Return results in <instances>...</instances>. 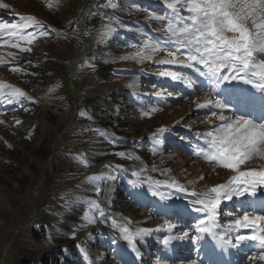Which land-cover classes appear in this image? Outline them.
Here are the masks:
<instances>
[{
    "label": "rangeland",
    "instance_id": "374dc122",
    "mask_svg": "<svg viewBox=\"0 0 264 264\" xmlns=\"http://www.w3.org/2000/svg\"><path fill=\"white\" fill-rule=\"evenodd\" d=\"M11 1L0 0L9 6L0 9L1 15L35 12L43 17L42 23L58 25H45L54 32L43 38L44 44L37 39L31 52H17L19 62L24 60L22 53L33 61L19 66H24L25 75L12 71L14 65L0 64V83L26 93L10 108H2L10 106L7 100L0 101V121H4L0 123V264H42L47 255L48 264H72L69 257L77 264H120L110 254L124 264H207L205 255L218 256L215 246H205L204 238L199 243L177 239L167 247L159 242L169 234L167 224L173 222L177 225L172 235L182 237L188 232L193 236L203 214L192 209L196 197L191 193H204L234 175L193 154L204 147L203 133L219 124L209 113L220 115L219 109H198L197 104L222 100L221 93H213L209 82L191 69L159 65V60L168 58L167 50L155 53L152 61L132 58L145 40L165 43L162 25L166 21L155 18L171 15L164 0H130L142 5L128 9L120 0H104L106 6L98 4L103 0H17V7ZM146 3L159 9L148 14ZM122 6L124 10L117 12ZM97 14L102 15V23ZM4 18L10 23V18ZM9 47H0V60L14 59L2 56ZM75 62L79 63L77 88L72 91ZM167 70L186 79L161 78L160 72ZM136 96H140L137 103L131 100ZM222 101L229 105L223 114L232 116L235 107ZM152 107L157 110L151 111ZM15 120L22 123L16 125ZM95 127L103 132L101 145L96 142L98 135L91 133ZM121 152L125 155L120 156ZM261 166L264 160L255 158L241 165V170ZM173 182L187 191L167 187ZM96 186L101 188L99 195ZM153 191L166 198L153 196ZM256 193L264 195V188L258 185ZM91 202L99 203L103 217L99 211L89 212ZM236 202L234 198L220 205L221 227L242 215ZM86 213L94 223L86 219ZM112 218L133 233L149 229L152 234L137 237L133 249L120 227L112 226ZM142 252L144 258H140ZM241 264L251 262L243 258Z\"/></svg>",
    "mask_w": 264,
    "mask_h": 264
},
{
    "label": "snow or ice",
    "instance_id": "6c2138e0",
    "mask_svg": "<svg viewBox=\"0 0 264 264\" xmlns=\"http://www.w3.org/2000/svg\"><path fill=\"white\" fill-rule=\"evenodd\" d=\"M171 11L170 16H157L156 19L166 21L162 25L166 33L165 43L145 40L140 50L132 57L138 62L152 61L155 53L167 50L166 59L158 61L159 65L179 66L191 69L199 77L206 79L211 85V91L219 96V90L233 82L242 81L252 89L264 94V0H164ZM7 4L0 3V9H8ZM48 7H52L49 4ZM99 7V5H98ZM110 19V18H109ZM18 23H0V47L10 46L19 52H31V45L41 38L51 34L34 16H18ZM15 58V54L9 53ZM183 57V59H181ZM3 64V60H0ZM12 71L18 69L10 66ZM161 78L181 81L186 78L177 71L160 72ZM192 87V82H188ZM5 89L9 91L5 92ZM163 93H157L162 96ZM26 93L20 88L0 83V100H7L10 104L22 101ZM31 101V97H27ZM34 102V101H33ZM219 109L209 114L217 117L219 124L206 130L201 138L204 147L194 151L197 157L209 163L227 169L234 173L225 184L210 187L206 192L191 195L196 197L191 202L192 209L201 213L202 218L194 227V235L184 232L182 237L172 235L174 224H167L168 235L160 238L159 242L167 247L177 239H194L199 243L205 236H210L221 248H238L245 244L258 246L256 250H249L245 257L251 264H264V215H250L244 211L227 227L218 223L220 205L223 201H231L247 195H256L258 185H264V166L241 170V165L255 158L264 160V122H257L248 118L246 114L235 110L232 116L223 114L229 105L221 99L208 103L197 104L198 109ZM152 107L151 111H156ZM148 116V112H144ZM4 123V121H0ZM22 121L15 120L19 125ZM159 132H164L161 128ZM124 156L125 153H119ZM204 178L201 177V180ZM159 184L160 182H155ZM167 187L177 188L180 192L187 190L173 182ZM97 195L101 188L96 186ZM153 196L161 200L166 197L153 191ZM264 206V202H262ZM99 211L104 216L98 202H91L89 212ZM231 214V213H229ZM86 219L94 223L95 220L87 213ZM112 226L120 227L123 238L135 249L137 237L150 236L152 230L138 229L135 233L129 228L118 225L112 218ZM250 230V231H241ZM157 232L161 229H156ZM233 234L234 237H233ZM74 238V237H73ZM199 251V249H197ZM192 264H196L195 261Z\"/></svg>",
    "mask_w": 264,
    "mask_h": 264
},
{
    "label": "trees",
    "instance_id": "16d2710c",
    "mask_svg": "<svg viewBox=\"0 0 264 264\" xmlns=\"http://www.w3.org/2000/svg\"><path fill=\"white\" fill-rule=\"evenodd\" d=\"M26 2H30L31 3V1H28V0H25ZM47 1V0H46ZM126 2V7H127V9L128 8H131L132 7V5L135 7L136 5H142L141 4V2H138V1H133V2H131L130 0H120V3H123V2ZM136 2H138V3H136ZM18 3H19V1H17V0H12L11 1V5H13L14 7H17V6H19L18 5ZM123 4H125V3H123ZM135 4V5H134ZM100 5H102V6H106L107 5V2L106 1H102L101 2V4ZM146 5H148V7L149 6H151V8L150 9H147L145 6ZM143 6H144V9H145V11L148 13V14H153L152 12L153 11H155L156 9H159L157 6L156 7H154V8H152V4H148V3H146L145 5L143 4ZM124 8L125 7H120V9L119 10H117V12H122V10H124ZM37 9H38V11L39 12H41V8L39 7V6H37ZM155 9V10H154ZM136 10H141V11H143L142 9H137L136 8ZM35 13V12H34ZM36 14H38V16H40L39 15V13H36ZM99 14H101V13H99ZM56 16H58V14H56ZM100 16H102V15H100ZM98 14H97V17H98V20L101 18L102 19V17H100ZM127 17H128V15H126ZM150 16V15H149ZM106 17H108L107 15H106ZM106 17H104V18H106ZM100 19V23H102L103 21ZM39 21V20H38ZM56 22H58V21H56ZM41 24H42V22H41ZM55 24V23H54ZM87 24H88V22H87ZM55 25H58V24H55ZM51 37H54V36H51ZM43 38L44 37H41V38H39L40 39V42L41 43H43ZM34 44H37V43H35L34 42ZM44 44V43H43ZM17 52H19L18 51V49H17V51H16V53L14 52V51H10V52H8V53H6V55L5 56H7V55H9V53H13V54H15V58L13 59V60H9L10 62H12L13 64L12 65H14V66H20V65H23V64H26L27 63V65H29V64H32V62L33 61H30V60H27L26 59V56H25V54L24 53H22L23 54V58H24V60L23 61H21V62H19L17 59H16V56H18L17 55ZM39 62H37V63H42L41 62V60H38ZM112 65V64H111ZM23 67H21L20 68V72H22V74L23 75H25V72L24 71H22L23 69H22ZM24 80H25V78H24ZM77 85H76V81L74 80V88H75V90H76V87ZM128 103H125V104H123V105H127ZM122 105V106H123ZM94 130L93 131H91V133H93V134H97L98 135V138L96 139V142H97V145H101V143H102V140L104 141V138L101 136V134L103 133L102 132V130L101 129H99V128H93ZM42 222H41V224L40 225H38V226H36V228H35V236H36V234L38 233V230H39V228L42 226ZM75 253L74 252H71V255L73 256ZM105 254V253H104ZM142 256H144V254L142 255ZM43 260L44 261H42L41 263L43 264V263H45V264H48V260H49V255H47V256H45L44 258H43ZM72 264H77L78 262L77 261H75V259L73 258V257H69V259H68ZM113 260L114 261H116V263H119V259L118 258H116V257H113ZM93 261V260H92ZM95 262V261H94ZM107 264H110V263H107Z\"/></svg>",
    "mask_w": 264,
    "mask_h": 264
},
{
    "label": "bare ground",
    "instance_id": "6f19581e",
    "mask_svg": "<svg viewBox=\"0 0 264 264\" xmlns=\"http://www.w3.org/2000/svg\"><path fill=\"white\" fill-rule=\"evenodd\" d=\"M234 84H230L227 86H224L223 89H221L219 91V93H221V97L223 99H226V97L229 95L230 90H234L235 88H242L244 89L245 87H251L250 85H246L244 84L242 81H236L233 82ZM211 86V85H210ZM246 96H248V94L245 93ZM257 96V98H259V100H264V94L262 95V93H260L259 91L254 89V93L251 96ZM242 107L240 104L237 107L238 110L239 108ZM251 114H248V116H250L251 118H253L255 121L259 122L261 119L264 118V109H257V106L252 105L251 106ZM170 142V141H169ZM251 195H247L245 197H249ZM240 199H244L243 197H241ZM239 202V201H238ZM262 206V204H261ZM182 215L184 216V218L188 217V213L186 211L182 210ZM205 240V246H209L211 247V245L213 243H216V241H214L210 236H205L204 237ZM217 251L219 252V255L214 258L215 261H217V264H235L234 260H233V252L229 249V248H221L219 245H217ZM210 254V253H209Z\"/></svg>",
    "mask_w": 264,
    "mask_h": 264
}]
</instances>
